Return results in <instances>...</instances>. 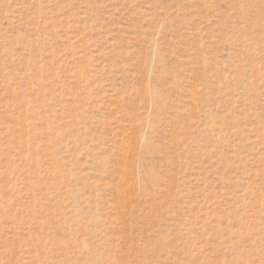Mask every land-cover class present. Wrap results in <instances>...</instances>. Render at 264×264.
<instances>
[{
    "label": "rangeland",
    "instance_id": "1",
    "mask_svg": "<svg viewBox=\"0 0 264 264\" xmlns=\"http://www.w3.org/2000/svg\"><path fill=\"white\" fill-rule=\"evenodd\" d=\"M0 264H264V0H0Z\"/></svg>",
    "mask_w": 264,
    "mask_h": 264
}]
</instances>
